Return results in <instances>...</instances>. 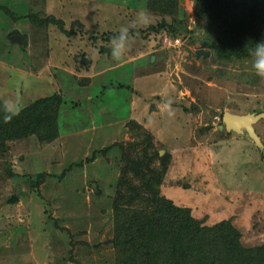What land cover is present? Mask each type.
Here are the masks:
<instances>
[{
  "label": "rangeland",
  "instance_id": "1",
  "mask_svg": "<svg viewBox=\"0 0 264 264\" xmlns=\"http://www.w3.org/2000/svg\"><path fill=\"white\" fill-rule=\"evenodd\" d=\"M194 3L177 0L171 16L148 10V0H0V99L63 98L56 138H15L0 152V264H128L112 242L116 184L123 153L147 132L170 155L160 195L201 225L230 221L244 246L264 242V117L254 123L261 147L219 126L224 110L264 111V79L251 57L216 53L219 20L199 17ZM141 11L153 22L130 29L128 49L113 59L104 35ZM197 48L210 54L196 56ZM38 172L40 182L23 177ZM176 218L154 220L171 226Z\"/></svg>",
  "mask_w": 264,
  "mask_h": 264
},
{
  "label": "trees",
  "instance_id": "2",
  "mask_svg": "<svg viewBox=\"0 0 264 264\" xmlns=\"http://www.w3.org/2000/svg\"><path fill=\"white\" fill-rule=\"evenodd\" d=\"M177 7V0H148L147 4L148 10L171 16L178 13ZM194 11L199 17L219 20V39L211 45L222 58L250 57L248 50L264 40V0H195ZM168 24L164 21L159 25H166L177 35L174 26ZM117 34L109 30L104 39ZM62 102V94L58 92L36 97L5 123L4 102L0 99V152L7 150L11 139L29 135L47 141L56 138ZM133 123L134 120L129 121L131 127H139ZM144 140L145 143H133L132 153H123L117 178L112 242L118 260L128 264H264V242L244 246L239 241V230L230 221L201 225L185 207L176 206L158 193L170 155L160 154L150 132ZM138 145H141L139 152L135 147ZM44 175V172L27 173L23 177L33 183L42 181ZM172 215L178 218L174 225L155 224L154 217L166 221ZM134 224L144 230L140 237L133 235Z\"/></svg>",
  "mask_w": 264,
  "mask_h": 264
},
{
  "label": "clouds",
  "instance_id": "3",
  "mask_svg": "<svg viewBox=\"0 0 264 264\" xmlns=\"http://www.w3.org/2000/svg\"><path fill=\"white\" fill-rule=\"evenodd\" d=\"M152 22V17L146 12L141 11L137 14L135 20H133L128 26H122L119 29L118 34L111 40L110 55L112 58L117 61L120 60L128 49L129 41L132 39L130 36V29L136 30L138 34L140 29L148 27ZM248 51L251 57V68L254 74L261 79H264V40L255 43V46ZM164 96L166 99L163 108L167 111L169 116H173L174 110L171 108V105L174 101L168 94L167 89L164 90ZM21 110L22 104L19 102V98H17L16 101H5L2 105L4 122H10Z\"/></svg>",
  "mask_w": 264,
  "mask_h": 264
},
{
  "label": "water",
  "instance_id": "4",
  "mask_svg": "<svg viewBox=\"0 0 264 264\" xmlns=\"http://www.w3.org/2000/svg\"><path fill=\"white\" fill-rule=\"evenodd\" d=\"M10 40L20 41L21 40L20 34L18 33L11 34ZM195 54L196 56H199V54H202L203 56H207L210 54V52L209 50L204 51L202 48H197ZM153 57L154 55H151V58ZM151 107L155 108L156 106H151ZM262 117H264V111L235 113L228 110H224L222 113L223 124H219V126L221 128L225 127V129L227 130L233 129L241 133L246 132L253 139L255 144L258 147H261L263 145V142L261 140L260 135L255 130L254 123ZM163 150L164 149L161 148L159 152L162 153ZM7 201L12 202L13 201L12 197L10 196L7 199Z\"/></svg>",
  "mask_w": 264,
  "mask_h": 264
},
{
  "label": "built area",
  "instance_id": "5",
  "mask_svg": "<svg viewBox=\"0 0 264 264\" xmlns=\"http://www.w3.org/2000/svg\"><path fill=\"white\" fill-rule=\"evenodd\" d=\"M175 40L178 41V38H176Z\"/></svg>",
  "mask_w": 264,
  "mask_h": 264
}]
</instances>
